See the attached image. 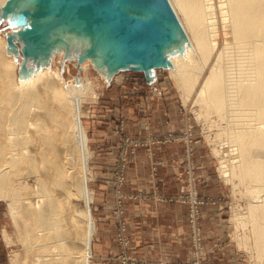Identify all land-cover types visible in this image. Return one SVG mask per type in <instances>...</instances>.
Listing matches in <instances>:
<instances>
[{
  "label": "bare ground",
  "instance_id": "bare-ground-1",
  "mask_svg": "<svg viewBox=\"0 0 264 264\" xmlns=\"http://www.w3.org/2000/svg\"><path fill=\"white\" fill-rule=\"evenodd\" d=\"M170 2L186 32L166 50L170 73L185 101L195 96L192 107L216 152L224 143L236 152L232 160L221 156V171L242 201L233 217L243 229L240 243L254 253L255 264H264V0ZM14 50L0 32V62L7 71L0 83V199L7 200L13 236L25 244L22 253L11 252V264L22 257V264H41L47 259L43 244L74 250L60 256L62 262L89 264L96 223L85 186L91 154L82 104L110 71L102 58L89 55L65 63L82 70L78 80L68 79L51 56L15 76ZM56 50L61 63L65 48ZM91 63L101 75H90ZM11 233L3 231L8 244Z\"/></svg>",
  "mask_w": 264,
  "mask_h": 264
},
{
  "label": "rangeland",
  "instance_id": "rangeland-1",
  "mask_svg": "<svg viewBox=\"0 0 264 264\" xmlns=\"http://www.w3.org/2000/svg\"><path fill=\"white\" fill-rule=\"evenodd\" d=\"M7 23H0L1 33H6L3 27ZM58 53L56 51L51 58L54 67L59 64L68 79L80 77V67L71 64L70 70L64 66L73 59L64 60L63 53L62 61L58 63L61 56ZM16 58H19V65L17 72L12 73L15 76L24 62L22 54H17ZM6 59L9 63L11 57ZM28 64L37 67L32 61ZM91 68L90 75L102 74L92 63ZM0 72L1 83L2 76L7 73L2 62ZM151 74L155 76L151 80L143 71L130 69L118 71L110 80L102 74L96 94L88 95L82 104L81 118L91 154L85 186L92 192L90 206L96 223L89 264H98V247L107 256L114 255L116 264L143 263L137 255L129 253L126 205L128 199H147V191L142 190L144 176L147 184L154 182L152 185L156 189H177L176 196L161 194L159 200L179 201L186 205L189 253L177 264H255L254 253L240 243L243 229L238 230L235 224L234 215L243 207L242 201L235 194L233 183L221 171V156L228 155L232 160L236 157L235 150L229 143H224L220 153L216 152L214 144L206 137L203 121L195 115L192 107L195 96L184 100L182 89L169 67L154 68ZM174 147L176 150L168 149ZM174 151L181 157L179 165L182 169L176 183L171 181L172 178H165L173 176L166 163L174 156ZM144 157L151 159L149 165L137 163ZM133 174L141 177L133 180ZM80 205L85 207V202L80 200ZM7 211V200L0 199V264H11V252L22 253L25 246L13 236L15 227ZM5 228L12 232V245L3 238ZM247 228L250 234L251 225ZM237 231L241 233L238 235ZM113 240L118 250L112 254ZM42 247L40 253L47 259L41 264H68L62 262L60 256L70 257L75 253L64 247L54 250L51 244ZM21 259L22 263L26 262L24 257Z\"/></svg>",
  "mask_w": 264,
  "mask_h": 264
},
{
  "label": "water",
  "instance_id": "water-1",
  "mask_svg": "<svg viewBox=\"0 0 264 264\" xmlns=\"http://www.w3.org/2000/svg\"><path fill=\"white\" fill-rule=\"evenodd\" d=\"M5 21L8 45L24 59L20 72L60 45L64 60L102 58L108 80L122 69L151 80L152 69L171 66L166 50L186 37L170 0H7L0 6Z\"/></svg>",
  "mask_w": 264,
  "mask_h": 264
},
{
  "label": "crops",
  "instance_id": "crops-1",
  "mask_svg": "<svg viewBox=\"0 0 264 264\" xmlns=\"http://www.w3.org/2000/svg\"><path fill=\"white\" fill-rule=\"evenodd\" d=\"M176 150L174 148H168ZM169 152H173L169 150ZM166 164L172 172L171 181H177L181 176L180 156L174 151ZM151 159L144 157L137 163L149 165ZM164 175V174H163ZM141 177L140 174H133V180ZM141 179V178H139ZM165 179V180H166ZM176 183V182H174ZM154 182L147 184L145 176L142 178V190L147 191L148 197L144 201L128 199L126 205V216L130 235L129 253L137 255L142 264H177L188 256V224L186 205L179 201L159 200V195L176 196L177 189H156ZM136 192V191H133ZM160 197V196H159ZM115 227V226H114ZM102 241V234H100ZM112 240V237H111ZM114 244V245H113ZM115 246V247H113ZM116 242L112 243V254L117 252ZM98 264H116V257L107 256L102 252L101 247L96 252Z\"/></svg>",
  "mask_w": 264,
  "mask_h": 264
}]
</instances>
